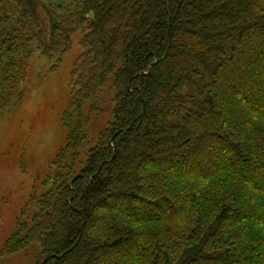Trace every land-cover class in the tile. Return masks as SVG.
<instances>
[{
	"label": "trees",
	"instance_id": "trees-1",
	"mask_svg": "<svg viewBox=\"0 0 264 264\" xmlns=\"http://www.w3.org/2000/svg\"><path fill=\"white\" fill-rule=\"evenodd\" d=\"M76 35L66 142L0 256L264 264V0H0V112Z\"/></svg>",
	"mask_w": 264,
	"mask_h": 264
},
{
	"label": "rangeland",
	"instance_id": "rangeland-1",
	"mask_svg": "<svg viewBox=\"0 0 264 264\" xmlns=\"http://www.w3.org/2000/svg\"><path fill=\"white\" fill-rule=\"evenodd\" d=\"M82 36L73 37V47L56 62L36 50L31 60L22 99L0 112V251L15 232L18 219L30 197L45 191L43 182L55 172L53 160L65 144L63 114L70 98V78L82 46ZM107 102L93 123L92 136L112 118ZM41 248L0 256V264H37Z\"/></svg>",
	"mask_w": 264,
	"mask_h": 264
}]
</instances>
